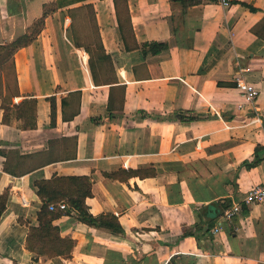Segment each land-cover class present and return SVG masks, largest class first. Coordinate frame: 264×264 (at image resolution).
<instances>
[{"label":"crops","instance_id":"0c3cea01","mask_svg":"<svg viewBox=\"0 0 264 264\" xmlns=\"http://www.w3.org/2000/svg\"><path fill=\"white\" fill-rule=\"evenodd\" d=\"M58 1L23 0L9 15L0 0V45L30 31L32 8L43 16L51 5L14 55L13 103L36 100V128L22 130L14 113L6 123L0 105V264H264V203L244 202L264 182V159L245 165L264 146V0ZM154 42L168 49L144 55ZM238 78L259 91L252 104ZM56 176L89 178L90 213L116 216L124 232L71 209L54 221L71 256L36 261L27 247L43 206L35 182ZM224 200L243 211L217 234L199 231L200 210Z\"/></svg>","mask_w":264,"mask_h":264},{"label":"trees","instance_id":"16d2710c","mask_svg":"<svg viewBox=\"0 0 264 264\" xmlns=\"http://www.w3.org/2000/svg\"><path fill=\"white\" fill-rule=\"evenodd\" d=\"M85 0H60L56 2L58 7L74 4ZM201 0H191L188 5L195 4ZM23 0H8V14L16 15L21 13ZM253 9V7H250ZM49 12L43 14L45 17ZM44 19L40 20V27L42 28ZM41 28L35 30L31 35L28 33L18 37L14 42L0 45V67L8 66L13 72V80H6L0 90V105L5 112V122L7 123L11 113H14L17 120H23L21 129H34L35 123V107L36 100H24L18 106L14 105L13 98L19 95L18 80L16 74V67L14 61L15 53L28 45H30L36 36L40 33ZM168 46L164 43H146L143 45V54H160L166 51ZM1 78V75H0ZM95 79V76H94ZM66 99L63 100L65 102ZM51 125L56 123V98L51 97ZM141 117H150L146 112L139 113ZM181 120L190 122L197 119V116H190L185 118L181 115ZM157 120H167L161 117L155 118ZM170 120V119H169ZM0 153L5 152L0 150ZM264 159V146L256 148L255 159L252 162H246V167L257 166ZM129 175H140L141 172H128ZM112 178H120L119 173L110 174ZM92 181L87 177H67L56 176L49 180H38L35 182V189L37 195L43 202L41 210L38 212L37 225L29 226V234L27 237V247L34 253V259L37 261L40 257L55 258L59 256L70 257L73 242L71 239L62 238L60 236L59 228L54 225V221L62 215L70 212L61 210L51 211L49 205L51 203H59L62 200H67L70 207L76 210L80 221L99 229L109 230L113 233L124 232L116 216L107 214L100 216H93L86 204V199L92 196ZM7 195H0V217L6 208ZM228 200L213 202L203 207L199 214V221L196 223V228L210 235V230L214 226L216 220L221 217L224 212L231 207ZM247 206V205H246ZM249 207V206H247ZM243 211V207L240 212ZM195 235L193 231H185L183 237ZM174 264V263H173Z\"/></svg>","mask_w":264,"mask_h":264},{"label":"built area","instance_id":"2783aa9c","mask_svg":"<svg viewBox=\"0 0 264 264\" xmlns=\"http://www.w3.org/2000/svg\"><path fill=\"white\" fill-rule=\"evenodd\" d=\"M223 5H228L229 0H219ZM236 87L240 91L246 103L252 104L259 95V91L255 87V85L247 82L243 78H238L236 80ZM244 202L247 205H253L256 203H264V182L254 185L248 192L244 199ZM242 206L241 204L232 205L229 209H227L222 215L221 222L218 226L211 229L212 234L219 233L223 224L231 221L237 214L240 213ZM49 209L51 211H68L72 208L65 201H61L59 203H51L49 205Z\"/></svg>","mask_w":264,"mask_h":264},{"label":"rangeland","instance_id":"374dc122","mask_svg":"<svg viewBox=\"0 0 264 264\" xmlns=\"http://www.w3.org/2000/svg\"><path fill=\"white\" fill-rule=\"evenodd\" d=\"M38 3L39 2H37V1L35 2V4H37V5H38ZM31 5H34V3H31ZM47 9H51V5H49L47 8L45 7L43 11L44 12L49 11ZM44 12H42V13L44 14ZM28 15L29 16L26 17V19L28 20V23H30V29H29L30 31L28 32V34L31 35L35 30L41 28L39 25L40 20L44 19V17L42 15H40V12H38L37 10H35L33 8H32V11L30 12V14H28ZM85 15H86V12H85ZM79 26H82L81 23H79ZM94 44H96V45H94ZM94 44H93L94 45L93 48L96 49L98 44L96 42H94ZM0 75H1V78H0V90H1V87L4 84V81L10 80V82H12L13 72L8 68V66H4V67H0ZM121 94H122L121 89H118V91H117L118 98L120 97L119 95H121ZM62 201H65L67 203V200H62Z\"/></svg>","mask_w":264,"mask_h":264}]
</instances>
